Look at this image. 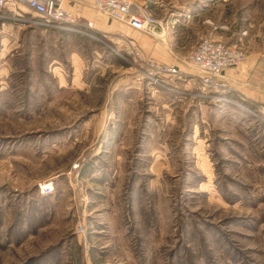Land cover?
<instances>
[{
    "label": "rangeland",
    "instance_id": "374dc122",
    "mask_svg": "<svg viewBox=\"0 0 264 264\" xmlns=\"http://www.w3.org/2000/svg\"><path fill=\"white\" fill-rule=\"evenodd\" d=\"M128 1L158 21L137 62L93 22L0 9V264H264L262 104L186 66L214 36L264 50V0Z\"/></svg>",
    "mask_w": 264,
    "mask_h": 264
},
{
    "label": "built area",
    "instance_id": "2783aa9c",
    "mask_svg": "<svg viewBox=\"0 0 264 264\" xmlns=\"http://www.w3.org/2000/svg\"><path fill=\"white\" fill-rule=\"evenodd\" d=\"M67 3L87 5L98 14L124 24L131 29L150 37H158V21L148 11L141 9L128 0H0V9L7 7L13 9L24 8L33 14L42 25L48 27L67 28L76 22V15L68 10ZM90 25V22H87ZM134 62L142 59L141 51L129 42L126 51ZM246 60V53L236 45H225L212 39L201 40L191 53L186 64L192 71L200 88L206 92L224 93L232 90L229 79L224 75L226 69L237 70ZM155 80L160 77H186L175 66L157 64L155 66ZM150 74V73H149ZM255 117L264 120V104H262ZM53 181L48 180L38 185V193L48 196L53 192ZM76 232L83 233L80 222L76 224Z\"/></svg>",
    "mask_w": 264,
    "mask_h": 264
},
{
    "label": "crops",
    "instance_id": "0c3cea01",
    "mask_svg": "<svg viewBox=\"0 0 264 264\" xmlns=\"http://www.w3.org/2000/svg\"><path fill=\"white\" fill-rule=\"evenodd\" d=\"M66 7L76 15L77 19L93 22L97 29H101V31L106 33H117V35H119L117 37L120 38L121 42L124 40L130 41L141 52L143 48L137 36L151 38L124 24L115 22L104 15L95 13V11L87 5H80L78 7L75 4L67 3ZM95 14L98 16H95ZM214 38L216 39L215 41L222 40V37L216 38L214 36ZM224 75L229 79L232 86V94L229 95L230 98L235 101L241 99L250 106L264 104V50L253 49L246 53L245 62L237 70L226 69Z\"/></svg>",
    "mask_w": 264,
    "mask_h": 264
},
{
    "label": "trees",
    "instance_id": "16d2710c",
    "mask_svg": "<svg viewBox=\"0 0 264 264\" xmlns=\"http://www.w3.org/2000/svg\"><path fill=\"white\" fill-rule=\"evenodd\" d=\"M29 264V263H28Z\"/></svg>",
    "mask_w": 264,
    "mask_h": 264
}]
</instances>
